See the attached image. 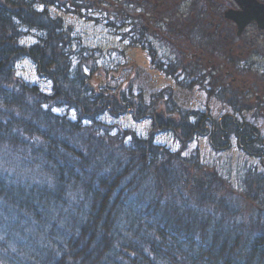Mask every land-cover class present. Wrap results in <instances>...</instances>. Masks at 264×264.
<instances>
[{
	"label": "trees",
	"instance_id": "16d2710c",
	"mask_svg": "<svg viewBox=\"0 0 264 264\" xmlns=\"http://www.w3.org/2000/svg\"><path fill=\"white\" fill-rule=\"evenodd\" d=\"M61 1L0 0V264H264V232L252 230H264V174L247 170L238 194L225 176L201 162L198 149L184 155L195 137L208 133L207 126L216 130L210 136L215 151L227 149L233 137L248 145L259 132L256 126L233 117L211 122L174 104L171 93L167 102L133 87L117 91L110 84L119 75L86 63L83 56L74 67L71 30L36 9ZM65 1L83 17L82 11L100 10L97 0L89 5ZM168 1L172 12L153 13V18L143 13L139 19L167 28L159 38L177 59L162 63L151 48L146 50L155 68L182 78V88L203 89L202 67L183 52L200 50L201 40L210 47L221 41L216 25L223 5L220 0ZM177 2L191 5L185 31L175 19ZM128 19L135 16L130 13ZM25 30L42 36L34 45H22ZM23 59L52 83V94L17 76ZM214 88L207 86L209 97L217 96ZM237 96L228 104L240 118L253 108ZM56 108L75 111L77 120L55 114ZM129 111L139 123L152 121L147 138L123 130L112 134L114 128L99 121L104 114L118 119ZM162 131L173 133L180 151L155 143ZM258 144L253 155L264 157V140ZM241 199L258 210L249 225L241 220Z\"/></svg>",
	"mask_w": 264,
	"mask_h": 264
},
{
	"label": "rangeland",
	"instance_id": "374dc122",
	"mask_svg": "<svg viewBox=\"0 0 264 264\" xmlns=\"http://www.w3.org/2000/svg\"><path fill=\"white\" fill-rule=\"evenodd\" d=\"M92 1L81 0L82 4L87 5ZM97 1L100 4V10L94 13H91V11H82L85 17L76 14L73 5L65 0H62L60 5L56 7L44 8L41 5L36 6L38 11L46 10L50 18L61 19L64 28L71 30V36L75 39L71 49V52H74L72 58L74 67L77 66L79 59L83 56L84 59H87L86 63L92 64L100 69H106L108 73L114 72L119 75L120 79L118 81H112L110 84L117 91L121 89L127 91V87L128 89L133 87L136 93L143 92L146 97L156 95L164 96L167 102H169L167 97L171 93L174 104L185 111L201 113L211 122L221 123L226 118L233 117L241 122L247 123V125L249 123L255 125L259 132L255 133L249 139L248 145H243L233 137L229 147L223 151H215L213 149L210 136L216 130L207 126L205 129L208 133L195 137L184 155L189 156L194 149H198L201 162L210 169L216 170L225 176L230 181L233 190L238 194L242 192L247 170L257 168L259 172L264 174V157L259 155H256L258 157L254 156L261 148L258 143L264 140V109H261L259 112V110L257 111L253 107L250 112L245 111L243 117L238 118L228 104L233 98L224 97L225 95L219 96L223 100L215 96L209 97L198 86L192 90H186L178 84L182 78H179L177 81L155 68L152 64L147 52L148 48H151L155 52L157 58L162 63L176 60L177 55L166 41H162L159 38L161 37L159 31L166 36L167 28H160L161 24H155L156 20L151 23H142L143 20H140L139 16L146 13L147 15H152L153 18L156 16L153 13L160 15L162 12L170 13L174 9L172 4L168 0H158L157 2L151 0L147 2L148 4L143 2L146 0ZM261 2L264 3V0ZM220 3L223 5L222 11L228 5L231 7L235 6L234 0H220L218 4ZM176 5H178L177 13L180 16L177 15L175 19L184 24L183 29L185 31L190 23L189 21H191L189 15V10L191 9L190 2L178 3ZM133 9H135L134 12H132ZM130 13L135 16V20L128 19ZM133 21H135V24L131 26ZM112 23L114 24L112 25ZM146 25H149L151 28L148 33L145 29ZM216 28L220 35L226 34L227 37L233 39L232 46L238 59L237 69L239 65L242 68V71H240L242 73L236 72L232 74L223 83L231 82L232 77L235 75L242 78L238 84L240 90L236 94L242 100V103H246V98L241 95L244 86H251L259 96L262 95L264 93V30H260L256 25H250L242 37L237 38L235 36L234 25L224 18H222L218 26L216 25ZM152 32L158 33L159 36L155 37ZM24 33L21 44L27 46L36 44L42 36V33L38 31L25 30ZM145 34L146 36L144 37ZM139 38L141 40L138 44L137 41ZM219 39L223 41L222 37H219ZM201 41L198 42L199 46ZM140 44L144 47H141ZM218 44H222V42H215L216 46ZM215 45L213 43L212 47L206 46L205 49L211 52ZM222 50H224L222 55L224 53L225 55L228 54V48H223ZM183 53L185 56H191L194 53L199 54V50L189 49V51L186 50ZM16 74L26 83L37 86L41 92L52 94V83L39 76L31 60L23 59L18 62L16 65ZM248 98L251 101H256L254 94ZM159 104L162 105L161 102ZM174 104L171 103L170 106ZM236 107L238 110L240 109L238 105ZM258 107L264 108V98L257 105ZM53 112L60 116H67L73 121H76L78 118L75 111H69L66 108H56ZM99 121L108 126H112L114 128L112 134H116L118 130H123L134 132L140 138H147L152 131V121L150 119L139 123L133 119L132 112L130 111L118 119L113 118L107 113L102 115ZM89 124L90 122L88 121L84 122L85 126ZM155 143L164 146L173 153L180 151L182 148V144L169 131L159 132L156 136ZM127 144H130V139H127ZM250 147L253 148L250 149ZM253 150L256 152H253ZM240 201L243 208V219L241 218V220L249 225L257 217V207L255 204L245 202L243 199ZM258 227L252 229L255 230V235H261L264 232L263 229Z\"/></svg>",
	"mask_w": 264,
	"mask_h": 264
},
{
	"label": "flooded vegetation",
	"instance_id": "af4514ba",
	"mask_svg": "<svg viewBox=\"0 0 264 264\" xmlns=\"http://www.w3.org/2000/svg\"><path fill=\"white\" fill-rule=\"evenodd\" d=\"M140 1V0H139ZM151 0H146L143 1L145 4H148L147 2H150ZM156 2L158 0H155ZM143 4V3H142ZM163 4V3H161ZM178 4V2H177ZM229 9H237L236 3L234 7H231L230 5H228L226 7V9L223 11V18L224 17V13L229 10ZM226 20V19H225ZM232 23V22H230ZM234 25L235 28V36L237 38H241L238 37L237 35V27L234 23H232ZM252 25H256V24H252ZM257 26V25H256ZM230 28V27H228ZM247 30V29H246ZM245 30V32H246ZM244 32V33H245ZM223 38L222 44H218L216 47H213V50L211 52H209L208 54H205V43L202 42V44L200 43L199 46V54L198 53H194L191 56L186 55L188 58L192 59V60H197L199 65L202 67L203 69V79H204V85H203V90L206 92V88L209 85L214 86V90H215V97L220 99V95H225L224 97H231L237 94L238 90H240V87L238 86L239 81L242 80V78L240 76H233L231 79V82L229 83H223L225 80H227L230 76H232V74L237 73H242L240 71H242L241 66H238L237 69V64H238V59H237V54L235 52V50L233 49V39H230L229 37H227L226 34L224 35H220L218 36V38ZM174 44V43H173ZM179 44L175 45V49L177 52H181V50L179 49ZM228 48V54L222 55V53L224 52V50L222 49ZM207 93V92H206ZM208 94V93H207ZM254 94L255 95V99L256 101H251L248 97L250 95ZM241 95L242 97L246 98V104L248 105V108H256L257 105L259 103H261L263 101L264 98V93H262V95H258L254 89L249 86H244V89L241 91ZM262 100V101H261ZM248 102V103H247Z\"/></svg>",
	"mask_w": 264,
	"mask_h": 264
},
{
	"label": "water",
	"instance_id": "95a60500",
	"mask_svg": "<svg viewBox=\"0 0 264 264\" xmlns=\"http://www.w3.org/2000/svg\"><path fill=\"white\" fill-rule=\"evenodd\" d=\"M237 9H229L224 13L227 21L237 27V35L241 37L245 30L252 24H256L260 30H264V3L260 0H234Z\"/></svg>",
	"mask_w": 264,
	"mask_h": 264
},
{
	"label": "snow or ice",
	"instance_id": "6c2138e0",
	"mask_svg": "<svg viewBox=\"0 0 264 264\" xmlns=\"http://www.w3.org/2000/svg\"><path fill=\"white\" fill-rule=\"evenodd\" d=\"M58 111V110H57ZM75 118V117H74Z\"/></svg>",
	"mask_w": 264,
	"mask_h": 264
}]
</instances>
